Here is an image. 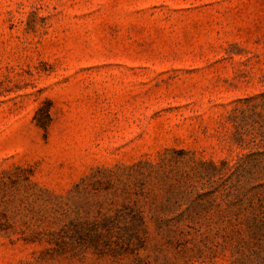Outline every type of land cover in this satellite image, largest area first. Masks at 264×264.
Returning <instances> with one entry per match:
<instances>
[{"label":"rangeland","instance_id":"374dc122","mask_svg":"<svg viewBox=\"0 0 264 264\" xmlns=\"http://www.w3.org/2000/svg\"><path fill=\"white\" fill-rule=\"evenodd\" d=\"M263 192L264 0H0V264H264Z\"/></svg>","mask_w":264,"mask_h":264},{"label":"trees","instance_id":"16d2710c","mask_svg":"<svg viewBox=\"0 0 264 264\" xmlns=\"http://www.w3.org/2000/svg\"><path fill=\"white\" fill-rule=\"evenodd\" d=\"M263 194H264V192H263ZM260 199L262 201H261L260 207L258 209L263 213V215L261 216V218H253V219L250 218L248 221V224L251 225V228H255V229L264 231V196H262ZM254 213H255L256 217L259 216L256 211Z\"/></svg>","mask_w":264,"mask_h":264}]
</instances>
